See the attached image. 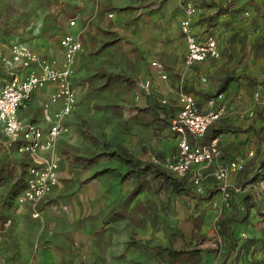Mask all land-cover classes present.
Instances as JSON below:
<instances>
[{"label": "rangeland", "instance_id": "1", "mask_svg": "<svg viewBox=\"0 0 264 264\" xmlns=\"http://www.w3.org/2000/svg\"><path fill=\"white\" fill-rule=\"evenodd\" d=\"M247 1L248 9L242 8L241 20L234 22L247 21L248 31L232 29L223 37L219 56L212 62L217 74L236 78L241 66L264 63V0ZM176 2L0 0L2 45L19 42L59 59V39L72 19L71 32L82 43L72 77L76 105L68 133L52 153L59 183L34 206L13 202L18 178L30 160L5 148L0 127V264H168L161 254L165 249L193 248L203 255L201 264H264V209L253 196L245 200L242 191L233 201L244 223L232 226L237 248L223 261L224 245H215L216 221L227 208L219 192L200 200L206 191L220 188L211 175L214 169L206 172L202 193L193 186L191 170L179 196L169 190L141 189L128 201L135 187L146 181L142 175L127 176L128 159L168 170L178 153L180 137L171 127L144 125L136 113L152 107L161 118L173 121L177 93H190L185 84L189 69L183 73L182 57L178 75L164 66L166 80L151 67L154 57L172 43L177 45V56L184 51ZM148 24L160 31L148 30ZM203 76L205 82L198 80L205 85L208 78ZM145 82L147 91L141 87ZM215 161L228 163L220 156ZM228 183L234 187L229 178ZM137 203L153 208L151 219L143 224L135 223ZM35 212L37 217L32 216ZM198 215H203L201 235L206 239L201 243L193 237Z\"/></svg>", "mask_w": 264, "mask_h": 264}, {"label": "built area", "instance_id": "2", "mask_svg": "<svg viewBox=\"0 0 264 264\" xmlns=\"http://www.w3.org/2000/svg\"><path fill=\"white\" fill-rule=\"evenodd\" d=\"M178 4L182 13L179 32L185 45L184 66L189 68L196 63L216 59L219 56L216 40L213 37L199 39L194 34L193 22L197 9L193 1L179 0ZM74 24L75 21L70 20L68 30L59 39L62 60L58 67L23 43H9L8 55L0 52V62L7 70L9 79L0 87V127L5 148L14 149L32 159V164L25 173L24 186L15 196L18 204L36 203L58 185V164L50 155L61 137L68 133L66 121L76 105L72 77L75 59L82 50V43L71 32ZM151 67L159 74L161 80L167 79L164 66L160 62L153 61ZM47 85L51 88L44 107L56 103H60L61 107L55 113L47 131H44L35 123L21 120L19 111L26 106L35 91ZM141 87L147 91L149 82H145ZM253 98L256 104L264 105V95L259 91L254 93ZM176 104L177 115L171 128L179 135L180 140L177 156L173 163L168 165V170L177 178H183L193 170V186L197 193H202L201 183L213 161L219 156V150L217 139L206 145H200L197 141L204 136L208 127L224 114L226 108L221 106L217 110L202 113L198 110L193 96L181 91L177 93ZM248 156L251 157L252 153ZM243 164V161H229L211 172L220 186L221 204L225 208L230 205L229 174L238 172ZM234 192L237 194L240 189L236 188ZM32 216L37 217L38 213L35 212Z\"/></svg>", "mask_w": 264, "mask_h": 264}, {"label": "crops", "instance_id": "3", "mask_svg": "<svg viewBox=\"0 0 264 264\" xmlns=\"http://www.w3.org/2000/svg\"><path fill=\"white\" fill-rule=\"evenodd\" d=\"M192 1L195 2L194 5L197 6V11L194 16L193 22V30L197 38L203 39L205 37H213L217 42V47L219 46V48H222L223 37L225 35L228 36L231 33L232 29H236L238 31L243 32L248 31L249 26L247 21L246 23H243L245 22V20L242 19L243 22L241 25L237 24L234 21H238L239 23L242 18L241 15L243 14L240 10L242 8H245V10H247L248 8L246 7L249 1ZM178 3L179 0H177L176 2V7L179 9L180 22L182 13L180 7L178 6ZM218 11L221 12L216 15V12ZM244 14L246 15V12H244ZM226 22H228V26H224ZM152 27L154 26L148 24V30L153 29L154 32L160 31L159 28L156 31L155 28ZM181 40L184 46V51H182L180 57L176 55V52L178 51L177 45L172 43V45H168L167 51L159 52V55H157L153 59V61L160 62L166 68H174V72H177V75L179 74L178 66L179 61L181 62V57L182 65L184 67L183 60L185 55V45L182 37ZM0 52L4 55H8L9 51L7 45L4 46L0 43ZM35 52L38 53V51ZM59 52L62 56V51L60 47ZM38 54L44 57L48 62L53 63V65L57 67L60 66L62 60L61 56H59V59H57L51 54ZM162 55H165V59L162 57ZM213 61L214 59H209L202 63H196L189 68L184 67L183 73H185L189 69L185 78L187 79V82H185L186 86L189 85V94L193 96L198 110L202 113L217 110L221 106H224L226 108L224 114L218 119V123L221 125L222 129H224L223 133L220 134L218 141V150L220 158H223L227 162L238 160L243 161L244 163H247L251 158H254L256 164H258L259 162L257 155L264 154V105L256 104L253 96L256 91H259L262 95H264V63L255 64L249 62L245 66H241L243 69L240 73L241 75L239 76V74H235L234 76H236V78L233 77L234 80L229 82L225 90L218 94L217 91L221 85L220 79L226 77V75L217 74L215 72V68L213 67L212 63ZM0 72H2V74L4 73V75L0 76L1 87L6 81L9 80L7 70L2 65V63H0ZM203 75L207 76L208 78V81L205 85L200 84L198 80V78H200L203 81ZM212 75L213 77L211 79ZM50 88L51 86L47 85L46 87L35 91L31 95L30 101H28L26 106L20 109L19 111V117L21 118V120H23L24 122L35 123L39 125L44 131H47V129L53 122L55 113L61 107L60 103L49 105L47 108L44 107V104L48 100V92ZM166 94L169 95V97L172 96L176 98L175 95L171 94L170 90H167ZM210 101L211 104H209ZM36 110L40 111V114L38 116H36ZM68 121L69 118L66 121L67 125H69ZM63 137H65V135ZM63 137H61L60 140H62ZM251 153L252 156L249 157L248 154ZM50 156H52V154ZM26 157L28 160H30V164L27 166L28 168L32 164V159L27 155ZM215 160L213 161L210 170L220 166L218 165V163H216ZM215 165L217 166L215 167ZM261 172L264 174V168L261 169ZM237 176L238 172H232L229 174L228 177L230 182H235L234 187L237 183ZM230 188L233 187H231L230 185ZM261 189L263 190V192L260 194ZM241 191L243 192V194H245V196H253L254 202L258 203L259 201L260 208L264 209V182L257 181L250 185L241 186L240 192ZM42 200L43 198L40 201ZM40 201L36 203L17 204L14 197L13 202L16 206H34Z\"/></svg>", "mask_w": 264, "mask_h": 264}, {"label": "trees", "instance_id": "4", "mask_svg": "<svg viewBox=\"0 0 264 264\" xmlns=\"http://www.w3.org/2000/svg\"><path fill=\"white\" fill-rule=\"evenodd\" d=\"M157 31L158 28L154 27ZM165 59V55H162ZM167 60V59H166ZM234 80L231 76H226L220 79L221 85L218 89V94L225 90L227 84ZM137 115L143 119L144 125L146 124H157L159 129H170L172 127V121L170 119H163L159 116L156 110L152 107H146L138 109L136 111ZM221 125L218 123V120L214 121L205 132L204 136L197 142L200 145L209 144L212 140L217 139L219 141V136L223 133ZM194 143V140L190 138ZM258 164H256L255 159L251 158L247 163H244L241 169L238 171L237 183L235 187L230 188V205L229 207L222 212L216 221V226L218 228L219 240L215 243L218 247L224 245L225 253L223 256V261L229 257V255L235 252L237 248V240L233 237L232 226L236 223H241L244 221L239 218L237 213V207L234 203L235 193L234 189L241 186H246L253 184L257 181L264 182V174L261 172V169L264 168V154L257 155ZM128 164V173L127 176L135 177L138 179L139 175H142L145 178L143 184H139L135 189L130 193L128 201L132 200L141 189L149 190L154 193L160 191H171L175 195H180L185 191L186 186V177L177 178L170 171L164 169L163 167L149 162V163H139L137 161L127 160ZM27 170V168H26ZM26 170L19 176L17 183L20 184L19 187L13 192V195H16L24 186V176ZM220 191V188L216 187L213 191H206L205 197H201L200 200H206L211 198L217 192ZM251 198L249 195L245 196V200ZM152 207L145 208L141 204L137 203L135 205V223L143 224L151 219ZM249 213V208L246 207L245 215ZM203 226V215H198L195 218L194 224V239H197L198 242L205 241V237L201 235V229ZM161 254L166 258L168 264H201L203 260V255L199 248H193L190 250L184 249H165Z\"/></svg>", "mask_w": 264, "mask_h": 264}]
</instances>
